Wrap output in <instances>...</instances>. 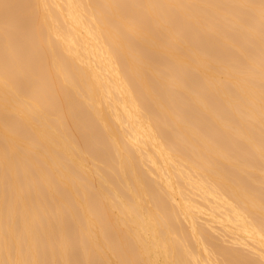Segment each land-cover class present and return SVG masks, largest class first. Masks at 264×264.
I'll use <instances>...</instances> for the list:
<instances>
[{
    "label": "bare ground",
    "instance_id": "6f19581e",
    "mask_svg": "<svg viewBox=\"0 0 264 264\" xmlns=\"http://www.w3.org/2000/svg\"><path fill=\"white\" fill-rule=\"evenodd\" d=\"M0 264H264V0H0Z\"/></svg>",
    "mask_w": 264,
    "mask_h": 264
}]
</instances>
